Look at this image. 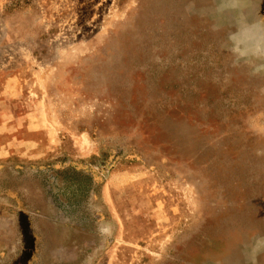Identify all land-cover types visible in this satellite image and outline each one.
<instances>
[{
    "label": "rangeland",
    "instance_id": "1",
    "mask_svg": "<svg viewBox=\"0 0 264 264\" xmlns=\"http://www.w3.org/2000/svg\"><path fill=\"white\" fill-rule=\"evenodd\" d=\"M261 237L264 0H0V264H251Z\"/></svg>",
    "mask_w": 264,
    "mask_h": 264
},
{
    "label": "clouds",
    "instance_id": "2",
    "mask_svg": "<svg viewBox=\"0 0 264 264\" xmlns=\"http://www.w3.org/2000/svg\"><path fill=\"white\" fill-rule=\"evenodd\" d=\"M261 251H264V237L258 238L251 248V264H256V257Z\"/></svg>",
    "mask_w": 264,
    "mask_h": 264
}]
</instances>
